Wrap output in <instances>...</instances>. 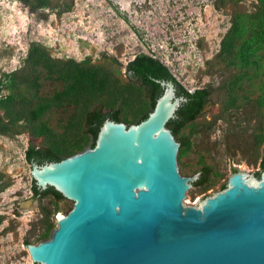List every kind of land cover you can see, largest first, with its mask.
<instances>
[{
  "label": "rangeland",
  "instance_id": "1",
  "mask_svg": "<svg viewBox=\"0 0 264 264\" xmlns=\"http://www.w3.org/2000/svg\"><path fill=\"white\" fill-rule=\"evenodd\" d=\"M228 36L232 46L222 54ZM37 49L49 60L36 64L31 54ZM139 53L162 61L188 91L208 89L214 103L177 135L187 140L177 155L180 173L211 169L207 182L190 187L183 202L192 204L220 184L230 162L246 172L258 170L264 145V0H0V97H15L11 108L0 107V264H32L22 239L36 244L48 222L47 239L56 214L63 213V203L52 195L38 198L34 210L12 213L32 195L27 138H39L37 146L49 142L34 124L43 121L62 134L75 120L74 131L71 126L58 139L90 143L76 105L50 100L67 85L55 71L76 66L107 77L115 88L95 93L103 111L119 109L123 122H134L151 109L145 90L124 74ZM47 100L43 113L29 121L28 110Z\"/></svg>",
  "mask_w": 264,
  "mask_h": 264
},
{
  "label": "water",
  "instance_id": "2",
  "mask_svg": "<svg viewBox=\"0 0 264 264\" xmlns=\"http://www.w3.org/2000/svg\"><path fill=\"white\" fill-rule=\"evenodd\" d=\"M155 81L161 92L147 117L130 124L105 117L92 147L58 161L29 162L25 152L40 139L27 138L32 195L12 213L37 207L32 180L64 197H53L63 213L49 237L36 244L22 239L32 264H264V145L258 170L230 162V174L197 205L183 202L201 168L180 173V142L167 123L187 99L172 80ZM213 107L207 99L197 117Z\"/></svg>",
  "mask_w": 264,
  "mask_h": 264
},
{
  "label": "trees",
  "instance_id": "3",
  "mask_svg": "<svg viewBox=\"0 0 264 264\" xmlns=\"http://www.w3.org/2000/svg\"><path fill=\"white\" fill-rule=\"evenodd\" d=\"M229 38L230 36L226 37V39L222 41V54H228L230 51L232 40ZM31 58L35 60L36 64H40L43 59L49 60L45 52L38 49L35 53L31 54ZM125 70L130 79L136 82L139 88L146 91L147 96H149L151 100V109L153 108L155 98L161 92V88L155 79L172 80L176 86V93L186 97L187 100L183 102L176 111V117L169 120L167 123V127L171 129L175 138L180 142L179 148H184L187 145V140L184 136L177 137V135L186 124L193 121L202 112L209 96V91L206 88H197L193 91H188L176 80L169 68L162 61L146 53H139L135 55L134 58L127 63ZM49 71H52L51 68ZM55 72L58 73L59 78L66 80L67 85L62 90L56 92L50 100L53 101V103L71 102L76 105L77 111L78 113L80 112V116H82L83 123L86 127L84 135L91 139L89 146L92 147L94 145V139L98 128L105 117H109L115 121H122L119 117L118 110L112 109L104 113L103 108L105 105L95 97V93L109 91L111 88L114 89L115 84H113L105 76L100 77L98 76V73L94 71L84 72L76 66L60 68ZM14 103L15 97L13 95L0 97V107L6 106L7 108H11ZM47 104L48 100L40 104L35 110H28L30 119L29 117H27V119L33 123V120H36L38 116L43 113L44 107L47 106ZM20 113L24 114L23 111ZM147 113L148 112L141 113L134 120V122H129L128 124L138 123L139 121L145 119L147 117ZM76 122L75 120H72L70 124L73 131ZM2 126L3 123L0 116V128ZM70 127L66 128L62 134H55L43 121H39L37 124H34V131L36 134L46 136L49 138V142L43 146L31 144L25 152L27 160L30 162V160L33 159L38 163L58 161L86 148L83 144H81V141H63L58 139L61 136L67 137V135H69L68 133ZM261 165L262 169H264V156ZM208 170L209 168L207 166L201 167L199 178L193 185H204L208 180ZM236 171L237 170L234 168L233 172ZM255 175L259 177L260 172H256ZM224 187L225 184L222 189ZM32 192L35 197L52 195L56 200L64 198L52 187L40 190L33 180ZM50 228L51 225L47 222L44 231L38 236V242L46 238Z\"/></svg>",
  "mask_w": 264,
  "mask_h": 264
}]
</instances>
